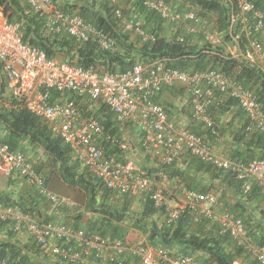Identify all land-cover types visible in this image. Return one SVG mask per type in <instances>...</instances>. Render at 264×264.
I'll list each match as a JSON object with an SVG mask.
<instances>
[{
    "label": "built area",
    "instance_id": "1",
    "mask_svg": "<svg viewBox=\"0 0 264 264\" xmlns=\"http://www.w3.org/2000/svg\"><path fill=\"white\" fill-rule=\"evenodd\" d=\"M235 5L246 33H264V11L252 0H220ZM30 10L42 17L46 32L65 35L77 43H93L102 51H114L116 40L103 30L85 23L77 13L60 10L53 0H26ZM110 0L120 28L137 36L141 42H154L155 34L144 29L143 22L126 16L119 4ZM144 11L159 18L165 25L168 40L184 43L188 38L201 37L203 42L217 44L218 34L211 33L208 19L193 10H178L166 0H140ZM249 19L251 23L247 26ZM235 52L250 63L263 64L264 45L251 40L246 52ZM3 87V93L1 91ZM181 87L189 100L192 121L214 133L209 114L215 94L233 99L243 111L245 134H264V112L255 93L236 79L215 69L205 71L179 70L166 66L164 60L136 63L125 71H92L49 58L40 49L25 44L18 24L7 21L0 4V104L4 108L16 101L32 116L47 124L53 137L69 149L73 161L115 197L143 198L151 201L163 215V225L175 228L185 213L191 222L227 236L241 250L242 259L264 264V243L259 244L249 234L242 219L228 209H218L214 192H199L168 185V178L159 170L188 155L217 169L230 170L248 194L257 186L264 196V160L246 165L234 163L219 154L201 136L173 121L164 106L156 100L169 88ZM160 100V99H159ZM100 106L112 113L114 123L126 130L135 128L140 135L139 147L144 156L155 163L148 172L134 161L133 142L107 130L95 113ZM129 152L132 155H129ZM150 168V167H149ZM0 173L5 178L17 177L26 182L43 200L44 207L79 209L71 198L58 196L46 186L23 151H11L0 140ZM169 191H168V189ZM170 197V199L168 198ZM0 224L13 237L23 236L27 243L49 262L61 264H210L202 253L177 254L162 244L130 242L90 232L86 226L73 223L44 222L38 215L25 213L15 206L0 202ZM15 240V239H14ZM243 261V262H242ZM0 264H12L0 257Z\"/></svg>",
    "mask_w": 264,
    "mask_h": 264
},
{
    "label": "trees",
    "instance_id": "2",
    "mask_svg": "<svg viewBox=\"0 0 264 264\" xmlns=\"http://www.w3.org/2000/svg\"><path fill=\"white\" fill-rule=\"evenodd\" d=\"M252 1L258 10L264 11V0ZM166 2L181 11L196 9L198 10L196 14L202 18L214 17L218 43L202 41L201 46L193 45L190 42L191 37L184 43L168 40L165 34H162L166 31L165 25L157 16L144 11L140 0H126L127 5L123 11L125 15L141 19L144 29L157 37L154 42L131 40L129 37L131 34L120 28L110 0H71L61 7L58 6L66 13H77L85 23L103 30L116 40V50L102 51L93 43L79 44L68 36L47 33L43 18L30 10L26 0H0L7 21L18 24L22 41L40 49L49 58H58L64 63L92 71H125L136 63H151L156 60H164L166 66L185 71L201 72L215 69L236 79L244 88L252 90L264 112V71L245 58L234 57L226 52L228 44L233 46L237 44L242 53L249 48L251 40L261 41L264 45V33L244 32L236 6L224 4L220 0H166ZM248 21L247 26L251 19ZM1 91L3 93V87ZM159 99L156 98L158 102ZM236 105L234 100L229 98L221 100L218 96V102L209 110L214 133L202 125L192 123L189 129L195 135L204 137L214 147L213 142L217 144L215 139L218 140L225 132L231 131L232 122L223 124L222 119L229 108L234 107L237 127L235 131L232 130L233 133L231 132L230 142L224 144L225 154L222 155L234 163L243 165L256 159L264 160V134L260 132L245 134L244 125L238 128L241 122L245 121V116ZM166 111L168 113L167 109ZM95 116L107 130L111 129L110 131L120 138L124 136V130L114 123L112 113L103 106L99 107ZM0 140L9 146L11 151L31 152L34 153L33 157L37 155L38 150H42L43 156L52 162L63 182L84 193V210L94 215V219L86 226L90 232L123 240L127 232L133 230L144 235L149 243L162 244L177 254L202 253L203 258L210 264H233L235 260L243 258L241 250L235 247L227 236L216 233V227L207 229L200 224L192 229L193 223L189 213H185L177 226L171 229L154 221V217L161 214L149 200L145 199L141 203L139 212L131 210L132 200L127 196L121 199L119 205L113 204L112 198L115 196L85 169L80 171L81 167L73 161L69 149L60 139L52 136L47 124L32 116L16 101H11L8 108L0 104ZM133 146L136 151L134 157H137V161L148 169V172L153 173L155 166L152 164L150 166L149 163H155L154 160L144 156L140 147L134 144ZM214 149L217 150L215 147ZM129 155L132 153L129 152ZM159 170H163L170 182L177 181V186L183 184L181 188L216 193L220 206L223 207L221 209H228L240 217L254 241L264 243V211L260 210V219L263 221L257 223L252 222L251 214H248L254 212L255 206L252 207L251 204L254 205L259 198H264L257 186H252L250 192L244 194L232 171L217 169L211 163L202 162L188 155L170 166H161ZM37 197L35 194L34 202L22 200L13 202L0 195V202L15 206L25 213L37 214L44 222L54 221L53 217L40 215L36 205L43 207L45 204ZM30 204L32 208H27ZM81 217L82 215L76 217L78 221L74 226H79ZM5 228L4 224H0L1 232L5 231L3 234L5 237L0 239L1 258H9L12 264H61L49 262L41 257L33 246L19 244L16 239L14 240L13 233H8Z\"/></svg>",
    "mask_w": 264,
    "mask_h": 264
},
{
    "label": "crops",
    "instance_id": "3",
    "mask_svg": "<svg viewBox=\"0 0 264 264\" xmlns=\"http://www.w3.org/2000/svg\"><path fill=\"white\" fill-rule=\"evenodd\" d=\"M180 93L177 91L176 88H172V89H168L163 91L160 94V102L163 104L164 107H166V109L168 110V114L170 116V118L175 121L177 124L180 125H186V127H190V124L192 123V125H202V124H197L195 122L192 121V113L189 107V103L187 102V98L185 97V95H179ZM235 112L236 109H234V107L229 108V110L225 113V115L223 116L222 122L223 124L231 121L233 126L231 128V131H227L225 132V134L220 137L218 140L215 139V141H217V144L215 142H213L214 147L217 149L216 151L222 155V153L225 154L224 150V144H227L230 142L231 140V132L233 133L232 130L235 131V128L237 127V118L235 116ZM245 121H242L241 124L238 126V128L243 127ZM203 126V125H202ZM205 127V126H203ZM206 128V127H205ZM126 137L128 140H132V142L134 143L135 146L139 147V143H140V135L137 131V129L135 128H131L124 130V136ZM134 147V146H133ZM133 152L135 153L136 151L133 148ZM31 154V152H30ZM34 154V153H32ZM36 156L33 157V161L36 162V165L38 166V168L40 169V172L42 175H44L46 177V181H47V185L49 183V180L51 179V173H55L57 174V172H55V167L52 166V169L49 171L48 168H46L45 164H43L42 162L44 161V156H43V152L42 150H38L36 152ZM137 158V157H136ZM139 158V157H138ZM42 168V169H41ZM53 170V171H52ZM58 175V174H57ZM59 176V175H58ZM60 177V176H59ZM61 177H60V181H61ZM177 184L178 182H168V185H171L172 188H177ZM56 186V184L54 185ZM183 184H179V187H182ZM61 187V189H60ZM63 186H61L60 184H58V189L59 190H64V188H62ZM71 190L69 191V193H60V194H56L58 196H63V197H67V198H73L74 194H76L75 192H78L80 190H77L75 188H70ZM54 193V191H51ZM0 195L2 196H6L10 201H16V202H21V200L24 202H34L35 201V191L29 187L25 181L14 177V178H5L4 176L1 175L0 173ZM85 197V196H84ZM35 198V199H34ZM38 199V197H37ZM85 201V198H84ZM140 206H142V204L140 203ZM252 207L255 206L254 208V212H248V214H251V219L252 222L256 221L260 222L263 221V219H260V210L264 211V198H259L258 202H256L254 205L251 204ZM38 212L40 213V215H44V217H53V220L56 223H73L75 224L76 221L72 220V218L74 217L73 214L63 208H48V207H42L40 205H36ZM220 207L219 209L221 210V208H223L222 206H218ZM27 208H32V204H30L29 206H27ZM230 209V208H229ZM249 210V209H247ZM251 211V208H250ZM37 215V214H36ZM87 215V213L85 214ZM84 219H86V221H84ZM87 219H91V216H89V218L83 216L82 221H80L78 223L79 226H84L86 224H88ZM4 231V230H2ZM4 232H1L0 230V239L4 238L5 236H3ZM22 236V235H21ZM23 237V236H22ZM18 238V237H17ZM19 239V238H18ZM21 239L24 240H18L19 243L25 244L27 243L26 239L23 237ZM146 239V237H145Z\"/></svg>",
    "mask_w": 264,
    "mask_h": 264
},
{
    "label": "rangeland",
    "instance_id": "4",
    "mask_svg": "<svg viewBox=\"0 0 264 264\" xmlns=\"http://www.w3.org/2000/svg\"><path fill=\"white\" fill-rule=\"evenodd\" d=\"M67 1H71V0H56L55 2H56V4L58 5V6H63L64 5V3L65 2H67ZM126 2L123 4V3H121V6H122V8H125L126 7ZM193 11L196 13H198V10H196V9H193ZM208 22H209V27H210V30H211V33L212 34H214V35H217V32L215 31V22H214V17H212V16H209L208 17ZM163 35L165 34V32L163 31V33H162ZM130 39L131 40H133V41H135L137 38H136V36L134 35V34H131L130 36ZM138 40V39H137ZM191 44H195V45H198V46H201L202 45V39L200 38V37H194L193 39H191ZM226 52L227 53H229L230 55H232V56H234L235 55V47L233 46V45H230V44H228L227 45V47H226ZM259 64V63H258ZM261 68H263V65H261L260 66ZM177 89V91L180 93L179 95H184V92H183V89L182 88H180V87H178V88H176ZM184 127H186V125H183ZM134 159V161H135V163H136V165L137 166H140V162L139 161H137V159H136V157H134L133 158ZM43 164H45V166H46V168H48L49 169V171L52 169V162L51 161H49V160H47L45 157H44V161L42 162ZM42 169V168H41ZM53 171V170H52ZM80 171H82V168L80 169ZM55 172H57L56 170H55ZM58 174V173H57ZM57 174H55V173H51V179L49 180V183H48V185H47V187H48V189L50 190V191H54V194L56 193V194H60L61 192L62 193H69V191L71 190L70 188H72V187H70L67 183H64L63 182V180H61L60 181V177L57 175ZM56 184V186H54ZM58 184H60L61 186H63L62 188H64V190H59L58 189ZM60 189H61V187H60ZM168 189V188H167ZM168 191H169V189H168ZM53 193V192H52ZM76 194H74V197L72 198V200L75 202V203H77L78 204V206H79V209H77V210H74V211H72V214H73V218H72V220H74V221H78L77 219H76V217L78 216V215H82V217H81V219H80V221H82V218H83V216H85V217H87V218H89V216H91V219H87V222H90V221H92L93 219H94V215H92V214H89V213H87V215H85L86 214V211L84 210V205H85V201H84V193L82 192V191H79V193L78 192H75ZM218 196V195H217ZM123 197H113L112 198V203L113 204H117V205H119L120 203H121V199H122ZM168 198L170 199V197L168 196ZM219 198V197H218ZM131 200H132V206H131V210L133 211V212H139V210L141 209V206H140V203H142V202H144V200L145 199H143V198H137V199H132L131 198ZM112 204V205H113ZM218 206H220V203H219V205ZM48 208H52V207H48ZM220 207H218V209H219ZM69 212H71V211H69ZM163 215H159L158 217H154V221H156L157 222V224H159V225H161V224H163ZM79 221V222H80ZM84 221H86V219H84ZM70 223V222H69ZM85 226H87V224L85 225ZM192 229H195V224H193V226H192ZM19 238V239H18ZM18 238L17 237H14V239H16V241L17 242H19L18 240H24V239H21V238H23L22 236H18ZM126 240H128V241H130V242H136V243H139V242H145V241H147V239H145V236L144 235H142V234H140L139 232H136V231H133V230H129L128 232H127V234H126ZM20 244V243H19ZM229 249L231 248V247H228ZM245 262V264H253V262L252 261H250L249 259L248 260H245L244 261Z\"/></svg>",
    "mask_w": 264,
    "mask_h": 264
},
{
    "label": "clouds",
    "instance_id": "5",
    "mask_svg": "<svg viewBox=\"0 0 264 264\" xmlns=\"http://www.w3.org/2000/svg\"><path fill=\"white\" fill-rule=\"evenodd\" d=\"M126 2V0H120V2H119V4H120V8L122 9V11H123V8H122V6H121V3H125ZM58 6V5H57ZM123 13H124V11H123ZM126 16H129V15H126ZM133 16V15H132ZM140 21H142L141 19H140ZM129 33V32H128ZM129 34H132V33H129ZM136 38H137V36H136ZM138 39V38H137ZM139 40V39H138ZM234 57H239L236 53H235V55H234ZM254 65H257V66H261V65H263V64H258V63H255ZM261 68V67H260ZM262 70H263V68H261ZM175 88H178V87H175ZM181 88V87H180ZM170 89V88H169ZM183 92H184V90H183ZM184 94H185V92H184ZM186 95V94H185ZM218 96H219V98L221 99V100H226V99H228L227 97H224V96H220L219 94H215V103L216 102H218ZM187 98V97H186ZM230 99V98H229ZM233 100V99H232ZM219 102H221L220 100H219ZM189 103V102H188ZM236 103V102H235ZM237 104V103H236ZM237 106V105H236ZM190 107V106H189ZM238 107V106H237ZM239 108V107H238ZM240 109V108H239ZM241 110V109H240ZM242 111V110H241ZM243 112V111H242ZM244 114V113H243ZM245 116V115H244ZM245 123H246V117H245ZM245 125V124H244ZM244 128V127H243ZM27 156H28V158L31 160V162H33V164H34V166L36 165V162H34L33 161V154L31 153L30 154V152H24ZM36 168V170L38 171V172H40V169L38 168V166L37 167H35ZM40 174H41V172H40ZM44 176V175H43ZM45 177V176H44ZM45 179H46V177H45ZM46 186H47V181H46ZM48 188V187H47Z\"/></svg>",
    "mask_w": 264,
    "mask_h": 264
}]
</instances>
